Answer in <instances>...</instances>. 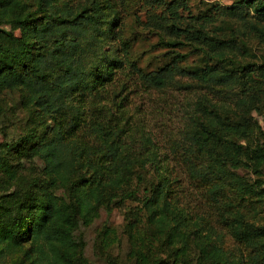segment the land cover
Here are the masks:
<instances>
[{
    "label": "trees",
    "instance_id": "1",
    "mask_svg": "<svg viewBox=\"0 0 264 264\" xmlns=\"http://www.w3.org/2000/svg\"><path fill=\"white\" fill-rule=\"evenodd\" d=\"M175 2L157 16L156 32L180 37L179 31L201 56L200 66L181 63L186 57L173 48L184 41L157 33V41L172 48L169 60L140 67L118 0H0V93L18 90L20 104L33 110L22 139L0 143V260L16 255L10 264H51L37 255L34 242L41 239L72 246L74 264L82 237L74 236L70 219L89 223L99 206L110 211L132 179L141 180L136 170L148 164L157 181L142 199L151 231L146 238L159 240L165 255L138 251L139 264H264V221L243 213L264 196V131L250 114L264 105V45L259 61L238 57L250 32L264 40V0L213 5L214 13L183 21ZM228 13L238 23L232 35H209L205 28ZM167 88L205 90L182 104L179 139L171 145L179 148L176 162L185 177L203 185L214 224L180 203L170 159L132 106L131 95ZM212 91L235 94L234 106L213 100ZM15 154L29 166L13 160ZM57 189L67 192L64 206ZM226 237L241 249L229 250Z\"/></svg>",
    "mask_w": 264,
    "mask_h": 264
},
{
    "label": "rangeland",
    "instance_id": "2",
    "mask_svg": "<svg viewBox=\"0 0 264 264\" xmlns=\"http://www.w3.org/2000/svg\"><path fill=\"white\" fill-rule=\"evenodd\" d=\"M119 10L123 14L125 27L124 33L129 38H135L133 41V54L137 56L138 65L145 70L155 69L169 60L172 48H168L160 44L157 33L163 34L167 40L177 39L184 41L185 44H180L173 48L178 50L184 57L181 63L189 66H200L202 58L198 51L191 50V46L186 44V40L178 31L180 37H175L167 30L156 32L159 23L157 16L166 15L165 8L171 0H118ZM241 0H180L172 6L177 7L180 19H189L192 14L214 13L215 7H232L238 4ZM182 3L181 5H179ZM215 15V14H214ZM231 16V17H230ZM178 17V16H176ZM238 23H235L232 13L223 14L214 24L207 26L206 31L209 35H218L226 38L232 35L233 28ZM157 26V27H156ZM4 28L18 33V30L10 25H4ZM158 34V35H159ZM247 46L246 52H239L238 57L242 61H259L263 53L264 40L259 32L252 31L245 38ZM186 77V76H185ZM183 80V79H182ZM185 81V80H183ZM193 85L195 80H189ZM221 89V88H220ZM200 91H205L200 89ZM195 93L189 90L183 92L176 89L156 90L151 94H140L132 97L130 100L132 106L139 107L136 116L141 118L145 129H150L154 138L156 147H159L161 154H166L170 163L168 170L172 169V178L177 176L176 184L179 192V201L186 204V207L194 212L196 217L206 218L210 223L215 219V211L212 205H209L203 194V185L196 181H191L185 177L182 172V167L176 162V157L179 155V148L171 145V139H179L177 129L181 126V115L185 112L181 110L182 104L192 98L197 99L202 92ZM20 93L18 90L4 91L0 93V143L15 142L22 139V135L31 125L32 108L24 107L19 102ZM210 97L213 100L224 99L231 106H234L235 94L217 93L212 91ZM184 107L187 109L188 106ZM133 110V109H132ZM250 114L257 121L261 129L264 131V105L258 104V108L251 110ZM177 134V135H175ZM180 148H182L180 146ZM24 158V157H22ZM21 157L13 156V160H20ZM10 160V156L7 158ZM22 164L27 168L29 166L28 159H21ZM39 162V161H38ZM27 172V170H25ZM136 173L141 175V180L138 181L135 177L131 183L125 187L123 198L116 196L111 204V210H106L104 206H99L96 215L89 223H84L81 219L75 224L71 219L70 223L73 226V234L77 238L81 235L82 247L79 253H75L73 257L74 264H139V253H144L148 256H164L163 249H157L159 240L149 243L146 238L151 231L147 229L144 221L143 210H141L142 199L147 195L157 181V176L153 166L146 165L136 170ZM237 173L244 176L250 181L255 179L245 169L237 170ZM2 176L0 174V181ZM22 179L17 181L21 185ZM1 189V187H0ZM57 202L63 206L67 203V192L62 189H57ZM258 203L256 199L249 202L243 213L248 217L259 221H264V196ZM136 212V213H135ZM135 213V214H134ZM142 215V216H141ZM58 229L63 228L60 227ZM65 230V229H64ZM68 245V244H67ZM62 246L60 243L51 240L49 243L44 240L34 242V247L37 255L40 258L51 264H69L71 255L74 254L72 246ZM226 246L229 250L234 251L239 248L229 237H226ZM0 260V264H10L16 255L12 257L4 256Z\"/></svg>",
    "mask_w": 264,
    "mask_h": 264
}]
</instances>
